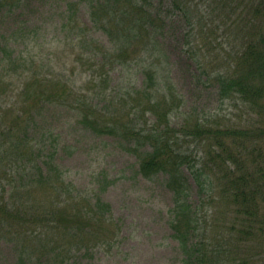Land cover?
Instances as JSON below:
<instances>
[{
  "label": "trees",
  "instance_id": "trees-1",
  "mask_svg": "<svg viewBox=\"0 0 264 264\" xmlns=\"http://www.w3.org/2000/svg\"><path fill=\"white\" fill-rule=\"evenodd\" d=\"M20 1L0 0V9L13 8ZM200 1L217 5L212 15L217 10L219 17L228 21L235 15L231 22L235 35L245 33L243 48L232 57L228 71L215 74L214 81L219 99H239L258 117L260 126L238 128L213 123L208 127L200 122L202 118L194 122L185 118L179 128L171 127L170 113L174 108L175 113L181 102L175 100L169 77L158 71L161 63L155 57L161 51L158 36L163 19L153 10L151 0L68 3L64 26L67 37L76 42L67 40L73 62L89 75L84 89H75L65 75L37 71L34 61L24 58L26 51L12 47L10 34L0 39V239L14 241L20 258L49 255L54 261L58 256L63 259V254L71 258L81 250L111 244L117 236L113 228H105L109 225L108 205L99 199L94 203L81 199L61 176L52 153L44 158L42 150L36 148L32 125L44 107L55 105L76 109L79 124L95 135L120 137L136 149L150 148L140 156L138 171L145 178L160 172L167 176L166 186L173 196L170 228L182 264H214L218 257L220 264H233L238 251L243 258L234 264H248L250 260L264 264V0ZM79 3L88 5L90 25L78 22ZM170 3L187 19L186 34L196 30L202 34L203 29L198 28L201 17L194 16L201 10L195 0ZM91 31L104 34L108 45L89 38ZM186 52L195 53L192 47ZM202 59L194 57L205 80L211 81ZM131 61L144 63L143 91L129 94L144 95L139 112L136 97L132 106L121 98L119 103L107 100L112 87L105 74L111 68L128 67ZM95 74L102 77L100 83ZM161 80H167L166 87ZM140 114L149 117L141 121ZM194 139L206 144V163L198 164L195 158H200L196 155L191 160L187 153L186 146ZM14 166L16 173L12 172ZM183 167L194 176L201 201L215 199L213 185L221 188L217 199L232 208L233 220L205 222V215L200 214L205 202L193 208L188 200ZM32 245V251L28 250Z\"/></svg>",
  "mask_w": 264,
  "mask_h": 264
},
{
  "label": "rangeland",
  "instance_id": "rangeland-1",
  "mask_svg": "<svg viewBox=\"0 0 264 264\" xmlns=\"http://www.w3.org/2000/svg\"><path fill=\"white\" fill-rule=\"evenodd\" d=\"M195 1L201 10L194 16L201 17L198 28H202L203 32L201 34L196 30L188 35L185 32L187 19L171 6V0H151L153 10L163 19L158 36L161 51L155 57L161 63H157V66L160 65L158 71L169 77V83L175 88V100L181 102L178 110L173 113L174 108L170 113L171 127L179 128L185 118L191 122L202 118L200 122L208 127L213 123L238 128H247L249 124L260 126L258 117L239 99H219L214 81L215 74L228 71L232 57L246 41L244 31L235 35L231 26L235 15H230L229 21L225 20L219 17L217 10L212 15L211 10L217 6L215 3ZM69 2L78 0H21L13 8H1L0 39L10 34L12 47L16 51H26L24 58L34 61L33 67L37 71L42 69L44 72L65 75L75 89H84L89 75L73 62L72 47L68 41L72 44L76 42L67 37L64 26L69 14ZM222 10L228 13V10ZM76 15L78 22L90 25L86 3L77 5ZM87 36L108 45L106 36L100 32L91 31ZM188 47H192L195 53L189 55L186 52ZM195 56L203 58L211 81L205 80L203 71L194 60ZM143 64L131 61L126 68L109 69L105 75L112 88L107 91V100L116 99L119 103L121 98L132 106V99L136 97V111L139 112L145 103L144 95L129 94L143 91ZM95 75L96 82L100 83L102 77ZM160 84L166 87L168 82L161 80ZM117 92L121 95L117 96ZM100 98L97 97V100ZM146 117L149 114L143 117L140 114L141 121ZM31 134L44 158H49L52 153L51 159L64 180L73 185L75 194L81 199H88L90 203L99 199L108 205L106 218L109 225L105 228H113L117 236L111 244L81 250L71 258L63 254V259L58 256L54 261L49 255L41 259L20 258L18 245L14 241L0 239V264H182L178 243L172 237L170 228L173 196L166 186L167 176L160 172L145 178L138 171L139 158L150 149L148 146L136 149L131 142L120 137L95 135L79 124L78 112L68 106L44 107L38 122L32 125ZM205 145L195 139L189 142L186 147L191 160L197 155L200 158H195L198 164L208 161L204 155ZM261 146L264 150V140H261ZM12 172H17V166ZM182 172L187 180L188 200L192 207L205 202L200 214L205 215L207 224L216 219L219 222L233 220L232 212H229L232 208L217 199L221 190L219 186L213 185L211 189L214 200L201 201L194 176L186 167L182 168ZM222 214H225V218ZM32 249L33 245L28 248L30 251ZM224 249L228 250V245ZM237 253L239 257L235 256L233 264L243 258L240 251ZM220 261L221 257H218L214 264H220ZM248 262L256 264L251 260Z\"/></svg>",
  "mask_w": 264,
  "mask_h": 264
}]
</instances>
